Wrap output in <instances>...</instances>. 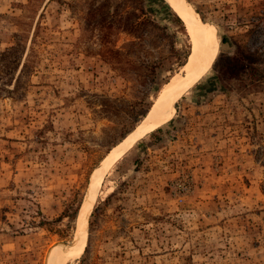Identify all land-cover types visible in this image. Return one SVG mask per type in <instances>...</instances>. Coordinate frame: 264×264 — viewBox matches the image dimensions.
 <instances>
[{"label":"rangeland","instance_id":"1","mask_svg":"<svg viewBox=\"0 0 264 264\" xmlns=\"http://www.w3.org/2000/svg\"><path fill=\"white\" fill-rule=\"evenodd\" d=\"M187 1L215 61L105 173L81 252L93 175L189 31L168 0H0V264H264V0Z\"/></svg>","mask_w":264,"mask_h":264},{"label":"bare ground","instance_id":"2","mask_svg":"<svg viewBox=\"0 0 264 264\" xmlns=\"http://www.w3.org/2000/svg\"><path fill=\"white\" fill-rule=\"evenodd\" d=\"M174 10L187 25L192 41V54L187 63L161 90L152 107L140 122L137 129L127 137L126 141L116 147L105 163L98 168L92 178L87 203L83 208L81 220V236L76 244H80L81 252L87 244V219L102 185L104 175L110 168L129 152L134 145L146 135L152 133L171 121L176 113V103L193 85L200 81L211 69L219 46L215 29L202 24L198 14L187 0H168ZM74 247V246H73ZM75 248V247H74ZM76 249L64 252L57 248L52 252L49 264H65L69 259L78 255Z\"/></svg>","mask_w":264,"mask_h":264},{"label":"trees","instance_id":"3","mask_svg":"<svg viewBox=\"0 0 264 264\" xmlns=\"http://www.w3.org/2000/svg\"><path fill=\"white\" fill-rule=\"evenodd\" d=\"M137 9H135V11H136ZM132 15H134L135 16V13H132ZM149 20V19H148ZM85 252H86V249H85ZM80 264H84V259H82L80 262H79Z\"/></svg>","mask_w":264,"mask_h":264}]
</instances>
